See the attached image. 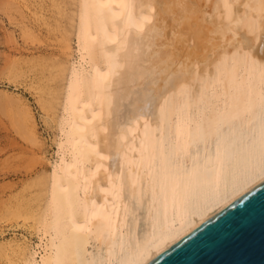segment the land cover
<instances>
[{
	"label": "bare ground",
	"instance_id": "obj_1",
	"mask_svg": "<svg viewBox=\"0 0 264 264\" xmlns=\"http://www.w3.org/2000/svg\"><path fill=\"white\" fill-rule=\"evenodd\" d=\"M70 4L72 13L58 4L57 26L69 18L62 40L78 58L56 61L38 87L57 158L35 167L28 191L0 199L2 221L39 242L0 240V257L147 264L264 181V0ZM43 5L34 19L47 24ZM31 27L21 30L34 39ZM27 59H11L5 79L26 77ZM3 93L23 105L21 131L39 143L32 109Z\"/></svg>",
	"mask_w": 264,
	"mask_h": 264
},
{
	"label": "rangeland",
	"instance_id": "obj_2",
	"mask_svg": "<svg viewBox=\"0 0 264 264\" xmlns=\"http://www.w3.org/2000/svg\"><path fill=\"white\" fill-rule=\"evenodd\" d=\"M19 1L20 0H0L1 200L2 198H7L9 195L8 193L10 192L14 193L15 191L16 193L17 190L20 192L28 191L30 189L29 177L34 176L32 174L35 170V167H41L42 164L49 166V161L55 160L57 158V139H59L60 136L59 130L55 127V121L48 120L47 111L44 110L41 103H39L40 101H38L40 95L38 87H41L46 83L49 84L51 80H48V77L51 74L50 72L56 69L54 65L55 63L57 64L56 61H67L68 59L73 61L78 58V54L75 51L77 49L75 36L72 35L71 39V44L73 45L74 51L76 52V54L74 52L73 56H69V54H67L69 50L62 40L63 37L61 30L63 29V26L69 27L70 24L67 21L69 18L62 17V22L58 21L62 24L59 25L60 29L57 26V19H60L62 16L57 12L58 4H63L65 8L67 7L66 11L72 13V7L70 6L72 5L70 4L71 0H67L68 2L60 0L61 3H57V0H28L27 4H29V7L21 3V9L18 7L20 3ZM38 1H40L42 5L44 4L43 9L48 22L47 24L43 20L36 21L34 19L33 10H35L38 5L41 4L37 3ZM24 23L33 27L31 28L35 31L34 39L29 38L26 34L24 35V33H22L21 29ZM31 23L33 25H31ZM64 54H66V56ZM19 57L24 58V60L28 58L27 66L28 68L30 67L29 70L31 71H28L26 77L17 76L16 80L14 79V81L5 79L8 78L7 75L9 72V67L10 69L13 67V60ZM29 58H32L31 62ZM11 59L13 60L11 61ZM56 81L60 82L59 79ZM6 90H8V92L14 93L16 96L20 97L21 100L23 99V101L26 102L27 105H29V107L32 109L37 122V136L39 137L38 140H40L39 143H35V141L31 139L33 136L31 135L32 133H30V131L28 132L29 134L23 133L24 128L21 131L22 127H20L18 119L19 115H21L23 112L21 110L23 105L21 106L20 101L16 98L14 99L9 95H2ZM3 97H6V99ZM9 97L12 98L11 100L13 101L10 102L12 103L11 107L9 106L10 103L7 101ZM5 100L7 101L8 105L7 103L3 104L5 103ZM22 186H25L26 190H24ZM0 205V213H2L3 205ZM16 222L17 220H9L4 222L0 218V240L9 239L13 236L21 238L23 235H25L30 238L34 245H36V243L39 242L38 236L36 234H31L27 228L14 224ZM18 222H20V224L23 223L22 217L18 218ZM2 230L4 232H2ZM0 264H7L6 259L2 258V256L0 257Z\"/></svg>",
	"mask_w": 264,
	"mask_h": 264
},
{
	"label": "water",
	"instance_id": "obj_3",
	"mask_svg": "<svg viewBox=\"0 0 264 264\" xmlns=\"http://www.w3.org/2000/svg\"><path fill=\"white\" fill-rule=\"evenodd\" d=\"M147 264H264V181Z\"/></svg>",
	"mask_w": 264,
	"mask_h": 264
},
{
	"label": "snow or ice",
	"instance_id": "obj_4",
	"mask_svg": "<svg viewBox=\"0 0 264 264\" xmlns=\"http://www.w3.org/2000/svg\"><path fill=\"white\" fill-rule=\"evenodd\" d=\"M262 171H264V170H262Z\"/></svg>",
	"mask_w": 264,
	"mask_h": 264
}]
</instances>
